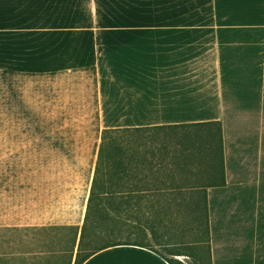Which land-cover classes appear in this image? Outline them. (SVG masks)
I'll list each match as a JSON object with an SVG mask.
<instances>
[{"label":"crops","instance_id":"crops-1","mask_svg":"<svg viewBox=\"0 0 264 264\" xmlns=\"http://www.w3.org/2000/svg\"><path fill=\"white\" fill-rule=\"evenodd\" d=\"M99 3L0 0V231L49 235L32 258L0 254V264L76 263L105 129L213 121L217 171L193 147L132 148L123 196L139 206L122 213H203L207 199L212 264H264V0H233L234 20L219 18L212 33L178 30L210 23L133 16L109 25L138 32H66L91 29ZM174 257L123 244L82 264Z\"/></svg>","mask_w":264,"mask_h":264},{"label":"trees","instance_id":"trees-1","mask_svg":"<svg viewBox=\"0 0 264 264\" xmlns=\"http://www.w3.org/2000/svg\"><path fill=\"white\" fill-rule=\"evenodd\" d=\"M218 130L215 121L168 127L105 129L75 264H82L97 252L116 245L149 246V243L145 241L132 240V235L138 238L148 237L146 228L153 230L152 226H155L153 221L156 218L159 219V223L164 224V215L167 213H155V220L150 216L151 214L147 216L145 213H122L124 210H134L139 206L138 202L123 196L125 188L128 191L132 188V186L123 185V179L129 175L130 164L132 163L131 161L129 164L124 159V151L127 147H167L181 144L203 150V154H194V156L200 160L203 155L204 159L208 160L210 169L213 167L216 169L219 156L221 163H223V143ZM131 134L132 138H128ZM135 188L137 187L135 186ZM108 210H114L116 213H108ZM189 214L193 217L191 228L193 227V231L196 232L197 242L202 247L207 244V252L204 253L205 250L201 248L198 253V249L185 246L183 247L185 252L174 251L172 255L194 258L196 264H212L207 199L204 202L203 213ZM124 216L127 217V221L123 223L122 218ZM130 226H132L131 229ZM190 232L192 233L191 230ZM127 233L129 235H126ZM152 235L154 237L153 232ZM203 236L206 240L203 239ZM123 238L130 239L122 240ZM175 244H169V246H176ZM76 245L77 232L69 249V260L73 258ZM170 263L185 264L177 259L170 260Z\"/></svg>","mask_w":264,"mask_h":264},{"label":"rangeland","instance_id":"rangeland-1","mask_svg":"<svg viewBox=\"0 0 264 264\" xmlns=\"http://www.w3.org/2000/svg\"><path fill=\"white\" fill-rule=\"evenodd\" d=\"M233 0H100L99 5H101V10L97 15L95 25L89 27H78V29H68L66 32L69 33H78V32H93V33H118V32H138V30L121 26L110 27L109 23L111 19L113 21H118L125 16H133V18H144L146 22H152L157 17L162 18H179L182 22H190V23H210L208 26H190V27H180L178 30L186 29L188 31L193 32H217V25L214 24L217 22L219 18H226L229 21L234 20V14L238 12L234 5L231 4ZM224 6H227L225 10V14L223 11ZM146 7V12L144 15L138 14L141 8ZM140 16V17H139ZM132 19V18H131ZM108 24H106V23ZM108 25V26H107ZM108 28V29H107ZM145 29V28H144ZM169 28H163L158 32H169ZM140 32H155L153 28L146 30H141ZM53 57V56H52ZM65 59L69 57V55H63ZM38 123H35V127ZM40 126V124H39ZM132 138V134L128 137ZM174 146H185L181 144H177ZM125 156L124 159L126 162H129L132 157H134V151L132 147H127L124 151ZM136 156V155H135ZM142 157L141 155H139ZM148 156V155H146ZM144 156V157H146ZM157 156L167 160L169 155H164L165 157ZM202 157V156H201ZM200 157V159H201ZM203 158H205L203 156ZM143 160V159H142ZM205 163L208 160L204 159ZM161 166L163 162H160ZM160 167L159 165H156ZM207 166V165H205ZM163 167V166H162ZM210 168V166H209ZM213 170L217 171L213 167ZM134 174H138L139 172L135 169ZM161 173V172H159ZM133 174V175H134ZM131 174L129 173V178ZM128 175L125 179H129ZM183 205L185 203H182ZM183 208L179 209L182 211ZM108 213H116L114 210H108ZM147 216H152L155 220V213H145ZM126 216H124L123 223L126 222ZM125 219V220H124ZM193 222V217L189 213H167L164 215V224L159 223V219L156 218L153 223L155 226L153 230L151 228H146L148 233V237L138 238L135 235H132V240H141L147 243H151L153 247L159 250L164 255L172 258V252L181 251L185 252L183 247L195 248L198 249L199 253L201 248H203L205 252H207V244L203 247L197 242L195 237L196 232L193 231V227L191 226ZM133 225V224H130ZM140 225V224H139ZM132 226H130L131 229ZM144 227V226H143ZM195 228V225H194ZM192 231V233L190 232ZM154 233V237L152 235ZM126 235H129L128 233ZM49 235L47 233L40 232H24V231H0V254L5 255L4 257H8L11 254H17V252L23 253L26 252L28 257L30 258L32 255L28 253L39 251V248L43 245H46L47 238ZM144 238V239H143ZM130 238H123L122 240H128ZM203 239L206 238L203 236ZM32 245L30 246V244ZM51 244V241L49 242ZM176 243V246H169V244ZM165 244V245H163ZM200 245V246H199ZM37 257V256H36ZM32 258V257H31ZM175 259L184 262L185 264H196V259L184 257V256H175ZM173 258V259H174Z\"/></svg>","mask_w":264,"mask_h":264}]
</instances>
